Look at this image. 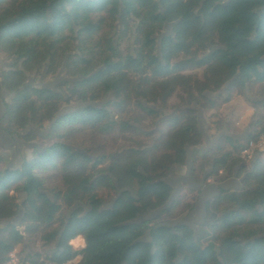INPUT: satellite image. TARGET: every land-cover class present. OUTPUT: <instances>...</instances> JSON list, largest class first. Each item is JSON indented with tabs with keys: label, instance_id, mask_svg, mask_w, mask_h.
Returning a JSON list of instances; mask_svg holds the SVG:
<instances>
[{
	"label": "trees",
	"instance_id": "1",
	"mask_svg": "<svg viewBox=\"0 0 264 264\" xmlns=\"http://www.w3.org/2000/svg\"><path fill=\"white\" fill-rule=\"evenodd\" d=\"M30 2L0 0V54L11 62L0 70L10 96L1 132L36 146L17 168L0 157V264L18 246L24 259L62 264L75 258L68 244L77 237L86 245L78 264H264V153L238 191L205 204L195 239L184 226L167 227L195 202L168 204L165 185L187 160L191 184L223 183L244 145L264 135V0ZM43 75L60 80L24 86ZM238 92L252 94L247 132L237 140L224 128L227 136L200 155L197 113ZM84 134L115 135L133 163L114 175L121 158L76 146ZM46 177L60 189L47 190ZM144 201L151 220H140ZM34 236L39 253L26 242Z\"/></svg>",
	"mask_w": 264,
	"mask_h": 264
},
{
	"label": "rangeland",
	"instance_id": "2",
	"mask_svg": "<svg viewBox=\"0 0 264 264\" xmlns=\"http://www.w3.org/2000/svg\"><path fill=\"white\" fill-rule=\"evenodd\" d=\"M30 2V0H28ZM31 3V2H30ZM115 42V41H114ZM3 55L0 54V70L5 69L11 62L7 61ZM44 73V69L42 68V71L40 72V75ZM197 76L199 75V72L196 73ZM30 82H27L29 86H33L34 88H53L54 85H56L60 79L57 81L51 79V78H45L43 75L41 78L36 76L29 77ZM10 96L1 91L0 89V157H2L6 165L11 168H17L20 165V162H29L32 157V151L36 149L35 145H23L21 143L11 142L10 139H8L5 135L2 134L1 130L6 124L5 120H3V103H7ZM247 100L253 101L252 94H247L246 97L241 92H238L233 95L232 99L225 104H222L217 108L216 110L208 113H197L198 115V125L200 133L203 137L202 145L197 149L198 152H206L211 146L210 140L213 139V137L219 132H225L224 128L229 127L232 131L231 134L234 138L237 140L241 139V137L247 132V129L251 122V116L253 112L250 111L249 105L247 104ZM262 102H264V98L260 99ZM175 98H171L168 102V106H172L175 104ZM77 104L69 106L67 108H63V114H67L71 111H75L77 108H79ZM164 118L167 119L171 117L172 112L167 110L163 112ZM2 120V121H1ZM146 124V123H145ZM47 127L45 125L44 129ZM219 127L220 130L215 133V128ZM73 141L77 144L76 146H83L84 148H87L89 144H93L94 146H97L101 149V151L105 152V154H109L112 156H118L121 158L120 162H117L113 160L112 162V171L114 175H117L121 170L128 168L133 163V160L130 158L132 155L129 153V148L124 143L117 140L115 135H111L109 137H98L96 139H90L86 134L79 135L76 138L73 139ZM43 144V143H42ZM240 155V154H239ZM264 155V154H263ZM258 157V156H257ZM256 157V158H257ZM264 157V156H263ZM251 163H244L241 161L240 156H237L236 159L233 160L231 163L229 169L224 173L225 178H229L231 176V173H233V169L238 168V173L241 171L243 173V170L246 171L250 167ZM189 170V165H188ZM185 174V172H184ZM237 174V173H236ZM238 175V174H237ZM243 176V174H242ZM50 178V179H48ZM185 177L181 180V187L177 191L178 197L182 195L183 198H185L186 204H192V202H195L194 209L191 211H187L184 215L179 216L176 218L173 223L167 225L169 228H172L176 225H181L187 228V230L190 231V237L193 239L196 238L197 235V228L199 225H201L203 221V200H201L200 204H198V198L196 200V195L194 194V190L188 191L187 188H185L182 184ZM46 182V189L47 190H59L61 187V183L59 180L55 177H46L44 179ZM168 184L170 186H178L179 184H176L172 179L168 180ZM222 184V183H220ZM220 184H212V181H208V183H205V185H208L210 187L212 186H218ZM174 190V189H173ZM191 192L192 195H189L188 193ZM176 196V197H177ZM204 198V197H203ZM206 199V198H204ZM23 201L22 195L16 196V202L17 206L20 205ZM140 207L142 209L140 220H151L154 218L155 213L153 212L154 208L152 204L148 201H144L140 204ZM17 223V219L13 222L15 225ZM27 244L33 243V252L39 253V244L37 236L31 237L30 240H26ZM83 249V248H82ZM76 250V253H78L80 250ZM20 248L19 246L14 249L16 254L19 252ZM81 256V253L80 255Z\"/></svg>",
	"mask_w": 264,
	"mask_h": 264
},
{
	"label": "crops",
	"instance_id": "3",
	"mask_svg": "<svg viewBox=\"0 0 264 264\" xmlns=\"http://www.w3.org/2000/svg\"><path fill=\"white\" fill-rule=\"evenodd\" d=\"M211 140H210L209 146H211ZM199 153H200V155H202L205 152L202 153V152L199 151ZM237 169L238 168L233 169L232 170L233 173H231V176L228 179L226 178V180L222 184L218 185V186H222L223 188L226 189V190L224 189L223 192H226V191H231L232 192V191L239 190V181L241 180L242 174H244L245 171L243 170V173H241V171L238 173ZM184 172H185V174H184ZM183 177H185L184 180H186L188 178V169L186 167H184V168L175 167V168L171 169L167 181L169 179H172V181H174L176 184H179L177 187L176 186H170L171 189H174L173 192L174 191H178L180 189V187H181L180 183H181V180H182ZM207 183H208V181H207ZM218 186L217 187L216 186L215 187L214 186L210 187L208 185H203L201 191H196L195 189H193L194 190V194L196 195V200L195 201H197V197H199L198 198V204H200L201 200L205 201L204 198L211 200L213 197H215L213 189H218ZM187 190H189V189H187ZM181 197H182V195H181ZM85 248H86V245L83 247L82 250L79 251L81 253V255L85 251Z\"/></svg>",
	"mask_w": 264,
	"mask_h": 264
},
{
	"label": "built area",
	"instance_id": "4",
	"mask_svg": "<svg viewBox=\"0 0 264 264\" xmlns=\"http://www.w3.org/2000/svg\"><path fill=\"white\" fill-rule=\"evenodd\" d=\"M263 153H264V135L259 136L255 140L246 143L244 147L242 148L239 156H240L241 161H243L244 163L252 164L253 160H255L257 156ZM22 236L24 237L25 235L22 234ZM73 254H76V257L73 260L66 261L62 264H78L80 257H81V256H78L80 252L78 253L73 252ZM17 255L18 253L16 254V252L13 250L8 256L7 264H56L49 259L42 258V259H39L33 262L30 260L24 259L23 256H17Z\"/></svg>",
	"mask_w": 264,
	"mask_h": 264
},
{
	"label": "water",
	"instance_id": "5",
	"mask_svg": "<svg viewBox=\"0 0 264 264\" xmlns=\"http://www.w3.org/2000/svg\"><path fill=\"white\" fill-rule=\"evenodd\" d=\"M28 82H30V80L28 81ZM24 86H28V84H26V85H24ZM5 120V119H4ZM6 121V120H5ZM225 136H227L226 135V133L225 132H221V133H219V134H217V136L216 137H214L212 140H211V146L219 139V138H221V137H225ZM234 138V137H233ZM242 138V137H241ZM234 139H236V138H234ZM240 140V139H239ZM188 165H189V162H188V160H187V162H186V165H185V167L188 169ZM240 182H241V180L239 181V187H240ZM165 185H167L168 187H170V185L168 184V181L166 180L165 181ZM188 189H189V191H191V190H193V189H195L196 191H201L202 190V184H200V185H193V184H189L188 186ZM224 189L225 188H223L222 186H218V189H213V191H214V194H215V196H217L218 194H219V191H224ZM226 190V189H225ZM238 191V190H237ZM178 195V192L177 191H174L173 193H172V195H171V197H170V199H169V202H168V204H170L171 202H172V200L176 197ZM209 201V199H205V201L203 202V207L205 206V204L207 203ZM71 213L72 212H69L68 213V215H67V218L71 215ZM135 224V223H134ZM133 224H127L126 226H132ZM168 227V226H167Z\"/></svg>",
	"mask_w": 264,
	"mask_h": 264
},
{
	"label": "bare ground",
	"instance_id": "6",
	"mask_svg": "<svg viewBox=\"0 0 264 264\" xmlns=\"http://www.w3.org/2000/svg\"><path fill=\"white\" fill-rule=\"evenodd\" d=\"M68 246L73 252H76V250L83 248L79 246V242L77 240L73 241L72 243H69Z\"/></svg>",
	"mask_w": 264,
	"mask_h": 264
},
{
	"label": "flooded vegetation",
	"instance_id": "7",
	"mask_svg": "<svg viewBox=\"0 0 264 264\" xmlns=\"http://www.w3.org/2000/svg\"><path fill=\"white\" fill-rule=\"evenodd\" d=\"M3 120H4V117H3ZM1 121H2V120H1ZM182 184H183V186H184L185 188L188 189L187 186L190 184L189 179L187 178L185 181L182 182ZM199 185H200V184H199ZM181 186H182V185H181ZM202 186H203V184H202ZM188 191H189V190H188ZM68 248H69V246H68ZM69 250H70V248H69ZM70 252L73 253V251H71V250H70ZM74 255H75V257H76V254H74ZM79 255H80V254H79Z\"/></svg>",
	"mask_w": 264,
	"mask_h": 264
},
{
	"label": "clouds",
	"instance_id": "8",
	"mask_svg": "<svg viewBox=\"0 0 264 264\" xmlns=\"http://www.w3.org/2000/svg\"><path fill=\"white\" fill-rule=\"evenodd\" d=\"M77 241L79 242V246L80 247H84L85 246V242L83 237H77ZM69 243H72V241H70Z\"/></svg>",
	"mask_w": 264,
	"mask_h": 264
}]
</instances>
